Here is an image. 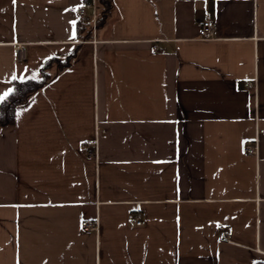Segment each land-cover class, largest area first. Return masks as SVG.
<instances>
[{
  "label": "crops",
  "instance_id": "crops-1",
  "mask_svg": "<svg viewBox=\"0 0 264 264\" xmlns=\"http://www.w3.org/2000/svg\"><path fill=\"white\" fill-rule=\"evenodd\" d=\"M85 1L0 0V94L75 54L0 127V264H264V0H111L95 36Z\"/></svg>",
  "mask_w": 264,
  "mask_h": 264
},
{
  "label": "trees",
  "instance_id": "trees-1",
  "mask_svg": "<svg viewBox=\"0 0 264 264\" xmlns=\"http://www.w3.org/2000/svg\"><path fill=\"white\" fill-rule=\"evenodd\" d=\"M98 5L102 10L101 13L104 15L110 9L111 0H98ZM74 56L75 54H71L63 61L55 59L46 60L38 70L36 76L23 81H14L12 83L13 93L4 102L0 103V127L13 125L15 121V109L27 103L36 92L41 90L54 78V74L50 73L52 65H55L58 70L64 69L70 65Z\"/></svg>",
  "mask_w": 264,
  "mask_h": 264
},
{
  "label": "built area",
  "instance_id": "built-area-1",
  "mask_svg": "<svg viewBox=\"0 0 264 264\" xmlns=\"http://www.w3.org/2000/svg\"><path fill=\"white\" fill-rule=\"evenodd\" d=\"M76 23L80 26L89 27L90 33L95 36L98 24H99V7L97 0H90L81 3L76 9ZM215 25L214 22L205 19L201 21L198 36L200 40H210L214 37ZM94 41V40H93ZM16 53L18 59H23L24 49L21 45H17ZM245 154L250 156H257L258 150L256 144H246L243 148ZM136 226H141L144 224L142 220H134ZM81 230L84 234H91L97 231V225L95 223H90L83 221L81 222ZM225 235V234H223Z\"/></svg>",
  "mask_w": 264,
  "mask_h": 264
},
{
  "label": "snow or ice",
  "instance_id": "snow-or-ice-1",
  "mask_svg": "<svg viewBox=\"0 0 264 264\" xmlns=\"http://www.w3.org/2000/svg\"><path fill=\"white\" fill-rule=\"evenodd\" d=\"M15 2V0H14ZM15 79V77H13ZM13 93V89L9 88L6 92L0 94V103L4 102V100Z\"/></svg>",
  "mask_w": 264,
  "mask_h": 264
}]
</instances>
